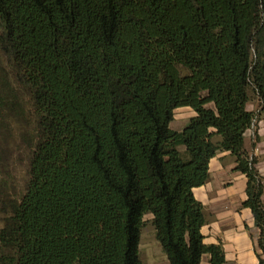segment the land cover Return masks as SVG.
Instances as JSON below:
<instances>
[{"label":"trees","instance_id":"trees-1","mask_svg":"<svg viewBox=\"0 0 264 264\" xmlns=\"http://www.w3.org/2000/svg\"><path fill=\"white\" fill-rule=\"evenodd\" d=\"M254 97L264 0H0V118L33 127L23 188L0 181V264H143L147 214L169 264H224L194 195L220 152L247 177L264 264ZM181 107L195 115L177 131Z\"/></svg>","mask_w":264,"mask_h":264},{"label":"crops","instance_id":"crops-1","mask_svg":"<svg viewBox=\"0 0 264 264\" xmlns=\"http://www.w3.org/2000/svg\"><path fill=\"white\" fill-rule=\"evenodd\" d=\"M208 107L214 108V104L209 103ZM257 107L256 98H252L247 104L251 111L256 112ZM186 108L191 109L190 118L193 117L195 112L192 108L181 107ZM252 135L249 129L245 134L244 146L250 154H255L256 147L259 148L261 145L264 147V118L261 119L259 130L263 143L256 146ZM256 154L257 157L259 155L264 158L263 150ZM235 165V157L230 152L218 153L210 162L209 181L194 188L196 199L204 206L205 224L202 227L204 242L207 245L222 244L226 258L224 264H258V254L261 253L258 245L259 229L255 226L252 211L243 206L247 198V177L234 170ZM259 170L263 171L260 168ZM209 261L210 255L204 254L201 264H210Z\"/></svg>","mask_w":264,"mask_h":264},{"label":"rangeland","instance_id":"rangeland-1","mask_svg":"<svg viewBox=\"0 0 264 264\" xmlns=\"http://www.w3.org/2000/svg\"><path fill=\"white\" fill-rule=\"evenodd\" d=\"M183 73L186 70L180 67ZM255 98V97H254ZM258 101L257 117L254 122L252 131V140L254 144L263 143L260 140L259 130L261 119L264 118V106ZM191 109L175 110L174 120L171 124L174 130H180L185 121L191 116ZM32 119L28 113L25 117H17L16 115H8L7 120L0 118V181L6 180L9 183L8 193L16 197L19 191L23 188L27 177V169L29 163V149L24 142V135L32 130ZM261 143V144H262ZM264 144V143H263ZM264 151V147H256L255 152ZM250 154L257 160V168L263 171L260 174L264 177V158ZM261 157V158H260ZM263 173V174H262ZM5 214L0 213V228L4 225ZM140 255L143 264H169L163 250L156 239L155 228L152 224V215L147 214L144 218V226L142 229Z\"/></svg>","mask_w":264,"mask_h":264}]
</instances>
